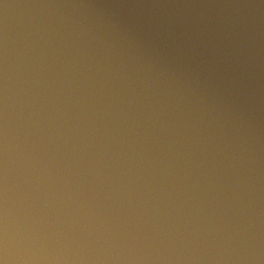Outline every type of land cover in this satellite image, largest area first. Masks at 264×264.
Segmentation results:
<instances>
[{
	"label": "water",
	"instance_id": "1",
	"mask_svg": "<svg viewBox=\"0 0 264 264\" xmlns=\"http://www.w3.org/2000/svg\"><path fill=\"white\" fill-rule=\"evenodd\" d=\"M0 264H264V0H0Z\"/></svg>",
	"mask_w": 264,
	"mask_h": 264
}]
</instances>
